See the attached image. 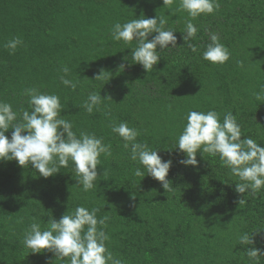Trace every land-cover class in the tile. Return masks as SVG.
Here are the masks:
<instances>
[{
    "label": "trees",
    "instance_id": "16d2710c",
    "mask_svg": "<svg viewBox=\"0 0 264 264\" xmlns=\"http://www.w3.org/2000/svg\"><path fill=\"white\" fill-rule=\"evenodd\" d=\"M218 3L214 13L192 20L198 29L190 41L199 49L194 53L183 39L191 18L180 0L171 6L163 0H0V101L10 103L19 119L22 109L30 111L25 89L56 94L60 115L78 136L95 133L111 145L88 192L77 184L71 161L48 178L31 164L0 161V264H70L48 250L31 253L21 241L34 219L44 227L78 206L108 217L106 247L122 264H256L247 256L250 247L261 249L264 264V189L237 193L239 179L219 155L198 151V166H185L176 147L190 110H215L221 121L231 112L242 126L241 139L251 136L264 146V101L254 95L264 86V0ZM143 15L165 17V29L177 36L175 48H157L160 59L150 72L132 59L137 41L111 36L116 22ZM209 32L231 53L223 64L202 58ZM15 37L23 45L11 53L4 45ZM65 66L68 78L78 81L75 90L60 81ZM93 91L105 98L89 114L83 104ZM121 122L173 161L168 192L130 159V149L112 132ZM137 167L144 177L135 175ZM244 233H253V245L239 243Z\"/></svg>",
    "mask_w": 264,
    "mask_h": 264
},
{
    "label": "clouds",
    "instance_id": "9594fccd",
    "mask_svg": "<svg viewBox=\"0 0 264 264\" xmlns=\"http://www.w3.org/2000/svg\"><path fill=\"white\" fill-rule=\"evenodd\" d=\"M172 3L173 0H163L164 6H171ZM219 6L218 0H180L179 8L185 10L191 18L182 32L183 39L192 52L199 51L195 44L190 43L197 38L198 33L192 20L202 14L214 13ZM141 16L123 24L116 22L112 26L111 36L125 44L137 41V46L132 48V59L150 72L160 59L157 48H175L177 36L174 34L176 30L165 29V17ZM151 33L157 35L150 40ZM208 36L210 42L203 51L202 58L213 64L228 61L231 53L220 42L219 35L209 32ZM169 44L171 47H168ZM21 45L23 40L15 37L4 47L14 53ZM62 71L64 74L60 76L61 83L75 90L78 81L74 82L68 78L70 70L67 66L63 67ZM103 75L104 71L95 79H101ZM23 94L28 97L30 111L22 109L19 119L10 103L0 101V161L15 160L18 165L24 167L31 164L44 178L56 174L71 161L74 164L75 176L78 177L77 184L82 185L85 192L92 190L99 176L97 166L102 164L101 154L110 155L111 145L103 143V137H97L95 133L81 132L78 136L73 130V124L60 115L63 107L58 95L43 93L37 88H27ZM254 95L258 101H264V86ZM103 98L105 97L101 92H90L83 108L91 114L100 109ZM9 129L14 130L11 138L6 135ZM241 129V124L231 112L225 114L221 121L219 113L215 110H190L177 141L176 147L180 153H184V158L179 163L198 166V151L213 157L219 155L222 164L239 179L235 188L237 193L260 192L264 189V146L251 136L241 139ZM112 132L123 139L126 149H130V159L143 166L146 173L160 181L168 192L170 185L167 177L173 161L164 160L159 150L139 142L138 130L129 127L126 122L114 124ZM135 175L145 176L140 167L135 169ZM242 202L243 199L239 203ZM97 211L96 208L89 210L78 206L74 212L67 211L59 220L51 218L44 227L34 219L21 243L30 249L31 253L48 250L61 260H69L70 264H122L120 259L107 250L105 242L110 237L103 230V226H106L108 217L98 219ZM98 225L101 227L98 228ZM238 241L246 246L255 243L253 233L240 235ZM260 253L259 248L247 249V256L256 264H259Z\"/></svg>",
    "mask_w": 264,
    "mask_h": 264
}]
</instances>
